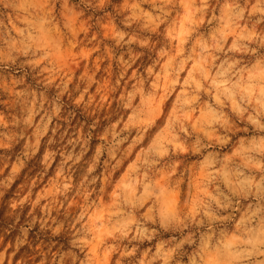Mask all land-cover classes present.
Segmentation results:
<instances>
[{
	"label": "clouds",
	"instance_id": "9594fccd",
	"mask_svg": "<svg viewBox=\"0 0 264 264\" xmlns=\"http://www.w3.org/2000/svg\"><path fill=\"white\" fill-rule=\"evenodd\" d=\"M0 264H264V0H0Z\"/></svg>",
	"mask_w": 264,
	"mask_h": 264
}]
</instances>
